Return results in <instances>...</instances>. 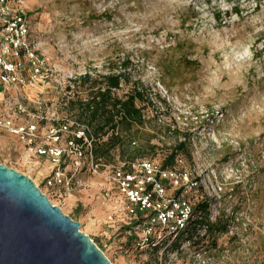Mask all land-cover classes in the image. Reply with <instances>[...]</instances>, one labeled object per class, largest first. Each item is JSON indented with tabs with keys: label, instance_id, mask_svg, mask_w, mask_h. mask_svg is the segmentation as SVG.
<instances>
[{
	"label": "rangeland",
	"instance_id": "1",
	"mask_svg": "<svg viewBox=\"0 0 264 264\" xmlns=\"http://www.w3.org/2000/svg\"><path fill=\"white\" fill-rule=\"evenodd\" d=\"M24 4L49 71L43 85H19L12 93L31 110L39 97L48 99V116L57 121L40 123L42 132L66 119L85 125L76 99H88L105 76L122 74L116 96H141L136 105L146 126L135 141L149 136L156 146L146 158L162 164L176 140L184 142L183 192L176 197L167 187L165 200H184L192 221L221 218L227 227L201 240L205 230L198 226L192 234L191 221L173 247L166 228L145 236L144 217L115 211L118 198L103 196L102 178L82 174L81 187H46L48 158L29 156L2 131L0 164L30 178L111 264H264V0ZM121 150L103 161L125 160ZM201 202L205 213L198 212Z\"/></svg>",
	"mask_w": 264,
	"mask_h": 264
},
{
	"label": "built area",
	"instance_id": "2",
	"mask_svg": "<svg viewBox=\"0 0 264 264\" xmlns=\"http://www.w3.org/2000/svg\"><path fill=\"white\" fill-rule=\"evenodd\" d=\"M48 65L24 0H0V131L18 138L29 156L48 158L52 170L44 180L46 187H81L79 176L82 174L102 178L99 189L103 196L108 200L118 198L115 211L122 207L130 217H144L141 221L146 224L145 236L156 226L166 228L168 242L173 244L192 221L184 200H165L167 187L177 191L184 186L181 181L186 176L178 170L181 156L171 168L150 159L130 161L127 157L111 164L95 155L97 138L87 123L82 126L69 119L61 120L43 133L40 123L57 121L48 116V99L39 97L31 110L13 97L12 90L25 84L31 88L36 83L43 85ZM63 136L66 139L61 145ZM69 165L71 170L66 171ZM201 227L206 229L204 225Z\"/></svg>",
	"mask_w": 264,
	"mask_h": 264
},
{
	"label": "water",
	"instance_id": "3",
	"mask_svg": "<svg viewBox=\"0 0 264 264\" xmlns=\"http://www.w3.org/2000/svg\"><path fill=\"white\" fill-rule=\"evenodd\" d=\"M35 183L0 164V264H111Z\"/></svg>",
	"mask_w": 264,
	"mask_h": 264
},
{
	"label": "trees",
	"instance_id": "4",
	"mask_svg": "<svg viewBox=\"0 0 264 264\" xmlns=\"http://www.w3.org/2000/svg\"><path fill=\"white\" fill-rule=\"evenodd\" d=\"M122 76L120 73L105 76L100 83H95V86L90 87L91 91L88 99L81 100L77 98L76 101L79 104L78 115L91 127L94 137L97 138L94 144V152L97 157L107 161L112 160L111 153L116 148H121L123 155L126 154V159L130 161L147 159L148 152L156 148L154 144H151L152 137L148 136L144 139L143 136L144 141L141 144L131 145L133 141L136 142V136L141 135L139 129L146 126L141 111L136 105V97L141 96L137 92H135V96L131 94H125L120 98L116 96L114 91L120 88ZM88 79V76H83L80 81ZM104 138H106V141L100 142ZM183 146L184 142L176 140L161 165L164 168L175 166L177 157L183 153ZM195 183H197V180H195ZM182 189L176 191V197L181 194ZM197 207L198 212L205 213L207 204L201 202ZM198 221L200 222V220L195 219L191 222V233L194 234L196 227L204 225L206 229L205 234L200 238L201 240L206 234L213 231L224 232L227 227V221L225 222L221 218L214 223L201 224ZM175 245L176 243L173 244V247ZM193 245H196V243L194 242Z\"/></svg>",
	"mask_w": 264,
	"mask_h": 264
}]
</instances>
